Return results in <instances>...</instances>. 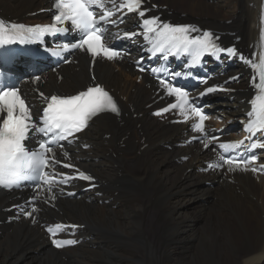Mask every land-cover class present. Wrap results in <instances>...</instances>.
Segmentation results:
<instances>
[{
  "label": "bare ground",
  "instance_id": "6f19581e",
  "mask_svg": "<svg viewBox=\"0 0 264 264\" xmlns=\"http://www.w3.org/2000/svg\"><path fill=\"white\" fill-rule=\"evenodd\" d=\"M24 1L0 0V12ZM29 1L33 7L18 17L25 16L30 24L48 17L37 13L47 0ZM191 1L199 15L179 10L175 0L159 5V13L215 29L226 34L228 42L236 34L241 47L259 39L264 0ZM59 73L60 82L53 73L43 75L39 88L44 93H72L92 84L85 56ZM93 73L98 82L121 95L122 115L95 120L82 134L81 141L90 149L79 147L70 156L98 178L100 187L79 199H60L57 210L44 208L38 214L41 222L68 219L80 224L78 236L83 242L56 252L38 222L3 223L0 264H264V179L241 173L234 174L229 183L221 175L201 174L198 169L209 152L178 148L186 126L166 125L150 116L147 104L162 92L155 94L149 78L144 76L138 83L128 61H98ZM232 95L233 101L224 100L218 108L241 119L243 108L248 109L243 99L250 95L249 88L236 86ZM41 101L33 102L39 105ZM152 140L160 143L149 144ZM187 155L189 161L182 162ZM18 194L0 192V219L2 209ZM199 198L203 200L200 210L188 212L192 209L188 206Z\"/></svg>",
  "mask_w": 264,
  "mask_h": 264
},
{
  "label": "snow or ice",
  "instance_id": "6c2138e0",
  "mask_svg": "<svg viewBox=\"0 0 264 264\" xmlns=\"http://www.w3.org/2000/svg\"><path fill=\"white\" fill-rule=\"evenodd\" d=\"M142 0H124L119 4L120 8L127 6L129 12L138 10L141 7ZM92 5H96L101 9L106 7L103 0H56V7L59 9V14L55 15L56 22L70 21L73 28L78 29L81 33L79 43L72 44V47L83 49L87 46L88 52L93 56H103L109 60L119 57V53L115 51L111 45H106L103 33L107 31L104 24L107 23V17L113 15V12L106 10L97 18V12ZM115 7V0H113ZM141 17L145 16L144 11H140ZM103 21L104 23H101ZM122 22V19L121 21ZM143 27L145 29L144 39L151 45L153 54L156 52L168 53L171 55L187 54L191 57V63L197 64L201 61V57L205 54L215 55L217 52H227L229 55H235V48H223L216 41L218 36L211 32L196 28L193 25H171L169 23L159 22L157 17L143 20ZM57 31H65L64 29H57L56 25L51 26H35L26 28L24 25L13 24L10 28L0 22V46L4 44H13L16 42L25 43L28 40H33L44 36L48 33ZM201 33L192 36L191 33ZM154 34L150 36L149 34ZM126 36H134L136 33H125ZM262 40H264V33H262ZM68 44L64 45L67 49ZM252 67L259 72V84L257 85L258 94L251 101L252 110L248 113L249 121L245 126V131L249 132L251 136H256L258 132H264V56L261 57L260 63L252 64ZM143 70V69H141ZM175 76H181V73H175ZM160 83L165 85L168 89L169 95H175L180 104H171V108H180L182 115L185 114V105L189 104L188 91L178 87L166 84L165 80L161 79ZM215 89L209 88L207 91L211 92ZM0 111H6V117L0 123V184H6L7 187H20V177L28 175L30 179L26 181H43L45 184L51 185L52 182L44 169L48 166V159L46 153L52 152L53 148L48 145H57L59 141L67 140L68 137L74 133L83 130L88 121L99 113L110 111L112 113H119V109L113 98L100 85L87 87L86 91H80L79 94L68 97H60L52 95L47 107L43 110V117L39 121L42 127L36 128V125L31 124L32 116L29 114V107L25 100L21 98L16 89H6L0 91ZM168 111V109H165ZM192 111L200 116L201 123L194 124L193 128L201 132L203 129V120L205 115H201L200 106L192 108ZM159 115V113H157ZM36 128L38 133H42L45 137L50 138L47 141H42L39 144V151H29L24 141L28 138L29 129ZM207 147V144L205 145ZM225 147V145H221ZM238 147V145H232ZM250 148L264 149V142L256 140L249 145ZM27 149V151L25 150ZM67 153H65V156ZM186 159V158H185ZM224 163L230 166L229 170L241 168V165L256 160L253 154L251 160H244L243 157L238 160L233 157L224 160ZM220 165L211 163L209 168H216ZM64 167H71L70 164H65ZM256 171V169H252ZM79 178L91 181L93 177L85 174L82 171L78 172L77 177H65V181L69 179ZM71 195V193H69ZM55 199V196L52 197ZM37 209L33 208L32 212ZM31 216L32 213H26ZM63 227L57 225V228ZM70 227H77L72 225ZM50 234L55 237L56 232L51 228L48 229ZM52 243L57 247H64L67 245H74L76 240H59L53 238Z\"/></svg>",
  "mask_w": 264,
  "mask_h": 264
},
{
  "label": "rangeland",
  "instance_id": "374dc122",
  "mask_svg": "<svg viewBox=\"0 0 264 264\" xmlns=\"http://www.w3.org/2000/svg\"><path fill=\"white\" fill-rule=\"evenodd\" d=\"M26 1V0H25ZM25 1H24V4L23 5H20L19 7L17 6V3H15V4H12L13 5V7H15V8H11V7H9V9H7V10H3V9H1V11L2 12H6V13H17V14H21V13H24V12H26V11H29L28 9H31L32 7H33V5L31 4V3H29L30 1L28 0V1H26V2H28L27 4L25 3ZM158 1V0H157ZM160 1V0H159ZM158 1V2H159ZM162 1V3H160V5H166V3H167V0H161ZM176 2H177V6H175L176 8H178L179 10H181V11H183V12H185V13H188V14H192L193 12H194V14H200V11L196 8V9H194L193 8V6H192V1L191 0H175ZM211 3H213V2H211ZM182 7L183 8H186V9H182ZM34 8L35 9H37V7L36 6H34ZM225 10V9H224ZM226 11H223V13H221V14H224ZM193 14V15H194ZM203 16H205V15H202L201 17H203ZM226 16V15H225ZM224 16V17H225ZM227 18H228V16H227ZM70 93V92H69ZM68 94V93H67ZM137 117H138V115H137ZM136 117V118H137ZM134 118H135V114H134ZM155 142H157V140H152L149 144H152V143H155ZM158 143H160V142H157V144ZM147 147V146H146ZM183 162V161H182ZM199 204H203V200L201 199V198H199V200L198 201H196V202H193V203H191L188 207H192V209H187V211L188 212H196V210L198 211V210H200L199 208H200V206H199ZM194 206V207H193ZM201 208H202V205H201ZM193 214V213H192Z\"/></svg>",
  "mask_w": 264,
  "mask_h": 264
},
{
  "label": "clouds",
  "instance_id": "9594fccd",
  "mask_svg": "<svg viewBox=\"0 0 264 264\" xmlns=\"http://www.w3.org/2000/svg\"><path fill=\"white\" fill-rule=\"evenodd\" d=\"M25 150L27 151V149H25ZM18 179H19V182H23V181H26V180L30 179V176L25 175V176H22V177H20V178H18ZM0 186H5V187H7L6 184H0Z\"/></svg>",
  "mask_w": 264,
  "mask_h": 264
},
{
  "label": "trees",
  "instance_id": "16d2710c",
  "mask_svg": "<svg viewBox=\"0 0 264 264\" xmlns=\"http://www.w3.org/2000/svg\"><path fill=\"white\" fill-rule=\"evenodd\" d=\"M16 15H18L17 13H15Z\"/></svg>",
  "mask_w": 264,
  "mask_h": 264
}]
</instances>
